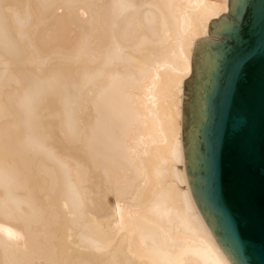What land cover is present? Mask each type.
<instances>
[{
    "label": "bare ground",
    "instance_id": "1",
    "mask_svg": "<svg viewBox=\"0 0 264 264\" xmlns=\"http://www.w3.org/2000/svg\"><path fill=\"white\" fill-rule=\"evenodd\" d=\"M228 0H0V264H232L182 150L192 53Z\"/></svg>",
    "mask_w": 264,
    "mask_h": 264
},
{
    "label": "water",
    "instance_id": "2",
    "mask_svg": "<svg viewBox=\"0 0 264 264\" xmlns=\"http://www.w3.org/2000/svg\"><path fill=\"white\" fill-rule=\"evenodd\" d=\"M196 40L182 150L198 211L232 264H264V0H228Z\"/></svg>",
    "mask_w": 264,
    "mask_h": 264
}]
</instances>
